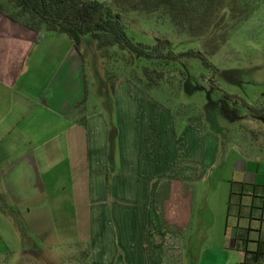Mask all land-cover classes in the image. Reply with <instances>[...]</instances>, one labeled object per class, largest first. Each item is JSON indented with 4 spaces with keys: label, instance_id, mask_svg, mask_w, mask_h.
<instances>
[{
    "label": "crops",
    "instance_id": "1",
    "mask_svg": "<svg viewBox=\"0 0 264 264\" xmlns=\"http://www.w3.org/2000/svg\"><path fill=\"white\" fill-rule=\"evenodd\" d=\"M34 38L0 15V215L17 217L29 244L58 251L52 209L65 217L66 206L89 264H151V253L159 258L175 246L172 257L180 227L167 230L163 217L191 215L182 191L210 177L214 143L205 149V134L190 125L175 137L170 114L147 96L134 119L135 104L115 102L136 93L126 80L114 87L108 115L87 110L84 126L67 119L84 97L82 55L64 34ZM233 168L222 196L223 234L230 218L236 222L222 246L241 259L264 242V177L243 159ZM173 188L179 195L171 207Z\"/></svg>",
    "mask_w": 264,
    "mask_h": 264
},
{
    "label": "rangeland",
    "instance_id": "2",
    "mask_svg": "<svg viewBox=\"0 0 264 264\" xmlns=\"http://www.w3.org/2000/svg\"><path fill=\"white\" fill-rule=\"evenodd\" d=\"M124 23L127 35L135 43L152 47L159 39L166 40L168 49L174 54L203 52L204 38L178 37L165 20L156 21L130 13ZM80 52L87 78V110L89 113L99 111L108 115L114 98L103 77L104 61L97 55L90 36L84 38ZM207 60L216 69L215 72L206 69L201 61L195 58H181L173 63H162L164 68L175 70L176 79L180 78V90L177 91L176 97L168 96L170 86L164 85L166 80L171 79L174 84L171 87H176L175 78H170L169 73L170 76L165 75L166 80L160 84L161 91L157 92L158 94L151 92L146 95L139 87L130 83L136 93L124 92L122 95L118 94L115 99L117 103L136 105L141 101H150L144 99L147 96L159 108L167 111L164 105L166 98H170L171 101L167 102L168 110L174 114L176 124H180L182 114L197 119L201 124L200 134H205H201L205 140L204 148L210 147L212 142L215 145V160L210 177L182 191L188 195L187 204L191 203V215L163 217L165 225L168 226L167 230L173 232V225L180 227L177 231L181 241L180 249L172 250V257L168 252L175 246L167 247L166 253L160 254L159 258L156 257L157 254L151 253V264H154L156 259H159L161 264H242L243 259L247 257L242 254L240 259L237 254L228 253L223 249L222 243L233 240L228 228L234 227L236 220L233 217L229 219L227 231L223 234L222 196L235 176V160H245L248 169L258 173L259 181L264 177V117L260 120L251 119L250 116L254 115L247 108L258 112L264 109V2L258 5L248 21L230 34L218 52L207 57ZM155 63L158 62L140 59L135 70L141 71V67L155 68ZM120 65L117 63L114 68ZM180 72L184 74L183 79ZM120 80L125 79L120 77L114 87ZM211 81L217 84L219 89L213 88ZM181 107H185L183 109L187 113ZM134 109L133 118H141L137 105ZM242 127L246 128L248 133H244ZM180 130H174L175 137L180 134ZM251 132L256 134L257 141L252 140ZM176 194L179 195L173 188L171 207L175 205L173 201ZM63 210L66 211L65 217H61L55 207L52 209L55 239L60 248L58 251H38L34 243L29 244L22 237L10 217L0 215V244L4 250L0 253V264H85V260L80 257L82 250L74 244L81 240L83 232L77 230V222L74 217H70L68 208L65 206ZM167 239L170 237L167 236ZM34 253L38 260L31 258Z\"/></svg>",
    "mask_w": 264,
    "mask_h": 264
},
{
    "label": "trees",
    "instance_id": "3",
    "mask_svg": "<svg viewBox=\"0 0 264 264\" xmlns=\"http://www.w3.org/2000/svg\"><path fill=\"white\" fill-rule=\"evenodd\" d=\"M263 2L264 0H0V15L33 32L36 44L49 35L64 34L72 40L81 54L83 40L90 36L97 55L104 61L103 77L109 85L110 94H113L114 85L120 77L139 87L146 95L151 92L158 94L161 91L160 84L166 80L165 75L170 73V78H175L176 90L171 87L174 85L171 79L166 80L164 85L170 86L168 96L176 97L180 90V78L176 79L175 70L164 68L162 63L195 58L206 69L215 72L216 69L208 62L207 57L215 55L219 47L227 42L230 34L248 21ZM130 13L156 21L165 20L178 37L204 38L203 52L174 54L168 49L166 40L159 39L152 47L135 43L127 35L124 23ZM140 59L158 62L159 65L155 63L157 66L152 69L141 67V71L137 72L135 68ZM117 63L121 65L114 68ZM180 74L183 79L184 74ZM86 79L84 74L82 101L66 116L80 126H84L87 112ZM210 83L213 88L219 89L217 84L212 81ZM168 101H171L170 98H166L164 107L171 116L175 131L185 125L201 128L197 119L190 118L187 114L181 115L180 124L177 125L174 114L168 110ZM183 108L185 107H181L187 113ZM247 108L254 115L250 116L251 119L260 120L264 117V109L258 112ZM243 132L248 133L246 128ZM250 135L252 140L257 141L254 132ZM11 218L22 237L28 240L22 223L17 217ZM239 240L243 244L246 242L241 236ZM77 248L82 250L80 257L85 260V264H89L88 247ZM37 250L47 251L40 248ZM32 256L33 260H38L35 253ZM244 256L247 257L242 264H264V242L256 243L254 252L245 251Z\"/></svg>",
    "mask_w": 264,
    "mask_h": 264
}]
</instances>
